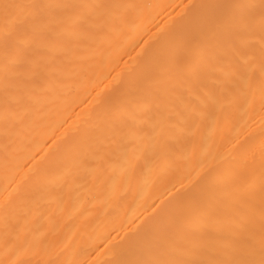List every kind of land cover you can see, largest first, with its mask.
Wrapping results in <instances>:
<instances>
[{"label":"bare ground","instance_id":"6f19581e","mask_svg":"<svg viewBox=\"0 0 264 264\" xmlns=\"http://www.w3.org/2000/svg\"><path fill=\"white\" fill-rule=\"evenodd\" d=\"M0 264H264V0H0Z\"/></svg>","mask_w":264,"mask_h":264}]
</instances>
